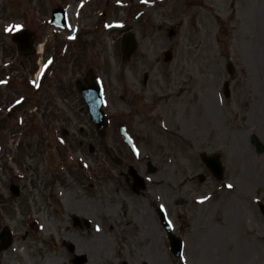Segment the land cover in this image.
<instances>
[{
	"label": "rangeland",
	"instance_id": "rangeland-1",
	"mask_svg": "<svg viewBox=\"0 0 264 264\" xmlns=\"http://www.w3.org/2000/svg\"><path fill=\"white\" fill-rule=\"evenodd\" d=\"M57 6L70 8L62 29L47 23ZM21 25L33 27L43 54L17 52L11 33ZM126 31L138 46L123 62ZM167 49L173 59L165 62ZM41 61L60 64L55 79L45 81L61 82L53 99L72 111L61 123L52 119L71 131L69 166L51 173L48 143L29 129L45 121L31 120L28 109L19 111L22 123L3 125L0 117V142L14 144L1 158L0 234L7 227L13 241L4 247L0 238V264H73L69 243L88 256L85 264H264V0H0V101L28 99ZM89 68L104 85L103 139L75 108L81 104L76 82ZM46 111L39 108L36 116ZM117 122L127 127L136 154ZM201 152L218 155L221 179ZM80 160L92 166L82 169ZM94 161L95 175L85 181ZM9 167L31 178L16 195ZM50 183L64 186L65 209L48 204ZM158 207L183 240L180 257L170 251ZM72 213L91 226L74 227Z\"/></svg>",
	"mask_w": 264,
	"mask_h": 264
},
{
	"label": "water",
	"instance_id": "water-1",
	"mask_svg": "<svg viewBox=\"0 0 264 264\" xmlns=\"http://www.w3.org/2000/svg\"><path fill=\"white\" fill-rule=\"evenodd\" d=\"M55 17H56L58 24L61 25L62 19L59 16V14H55ZM24 34L25 32L16 33L15 34L16 36H14L15 38L14 40L18 42V50L20 52H31V49L28 50L29 45H31V36L28 37L27 36L28 33L25 35ZM135 47H136V44L134 43L133 36L130 33L126 34L122 39V53H123L124 58H128V56L133 52ZM167 58L168 56L166 55V59ZM87 80H88V83L82 87H79V91L82 94L83 100L87 104V109L91 115V120L95 122L96 128L99 134L102 135L103 130H104L105 119H104L103 111L101 107L102 97H101L100 88L98 87L97 83L95 82L93 78L88 76ZM122 134H124L125 140L130 145L132 151L134 152L135 148L132 145V142L129 136L124 132V129H122ZM258 149L260 148L258 147ZM201 158L203 162L206 164V166L212 170V172L217 178H220L222 176L221 175L222 167L218 161V155L208 157L204 153H202ZM76 224L79 225L80 223L76 221ZM171 240H172L171 241L172 251L177 256L180 254V250H181L180 239L178 237H171ZM70 248L72 249V247ZM82 261H83V255L82 257L81 256L77 257L74 260V262L78 264L82 263Z\"/></svg>",
	"mask_w": 264,
	"mask_h": 264
},
{
	"label": "flooded vegetation",
	"instance_id": "flooded-vegetation-1",
	"mask_svg": "<svg viewBox=\"0 0 264 264\" xmlns=\"http://www.w3.org/2000/svg\"><path fill=\"white\" fill-rule=\"evenodd\" d=\"M53 88H54L53 90L56 93H57V91L59 92V90L61 89V82L55 83V85H54ZM46 91H47L46 87L43 86V82H41L40 85H39V87L36 88L35 90H33V95L31 97L33 99L34 98L35 99L36 98L41 99L44 104H47V103H49V100L48 99H49L50 96L48 97L49 94ZM38 194L39 195L41 194V190L38 191ZM50 194L51 193H50V186H49V188L45 191V195H44L46 197V199H48V197L50 196Z\"/></svg>",
	"mask_w": 264,
	"mask_h": 264
},
{
	"label": "bare ground",
	"instance_id": "bare-ground-1",
	"mask_svg": "<svg viewBox=\"0 0 264 264\" xmlns=\"http://www.w3.org/2000/svg\"><path fill=\"white\" fill-rule=\"evenodd\" d=\"M39 48L42 50V47L41 46H39Z\"/></svg>",
	"mask_w": 264,
	"mask_h": 264
}]
</instances>
